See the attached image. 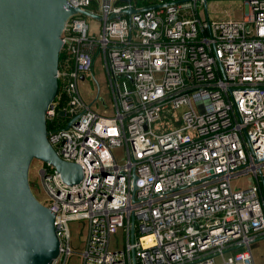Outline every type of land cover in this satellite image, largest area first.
<instances>
[{
  "label": "built area",
  "instance_id": "obj_1",
  "mask_svg": "<svg viewBox=\"0 0 264 264\" xmlns=\"http://www.w3.org/2000/svg\"><path fill=\"white\" fill-rule=\"evenodd\" d=\"M66 2L97 18L66 21L46 113L51 146L82 171L69 186L51 166L38 169L59 241L52 264L74 256L76 221L86 226L80 264H133L132 255L136 264H256L250 246L264 241V0H243L241 19L220 21L209 19L207 0ZM98 59L110 116L78 90ZM165 120L169 127L155 133ZM241 179L247 186L232 185Z\"/></svg>",
  "mask_w": 264,
  "mask_h": 264
},
{
  "label": "water",
  "instance_id": "obj_2",
  "mask_svg": "<svg viewBox=\"0 0 264 264\" xmlns=\"http://www.w3.org/2000/svg\"><path fill=\"white\" fill-rule=\"evenodd\" d=\"M75 14L97 18L66 0H0V264H52L58 256L54 213L32 193L31 162L51 166L66 185L82 179L51 146L46 120L58 92L61 34Z\"/></svg>",
  "mask_w": 264,
  "mask_h": 264
},
{
  "label": "rangeland",
  "instance_id": "obj_3",
  "mask_svg": "<svg viewBox=\"0 0 264 264\" xmlns=\"http://www.w3.org/2000/svg\"><path fill=\"white\" fill-rule=\"evenodd\" d=\"M245 6L243 0H207V13L210 20H239L245 14ZM201 14L205 16L202 8ZM89 19V18H88ZM89 24L93 27L98 26L99 22L96 20H88ZM94 77V78H93ZM78 90L83 101L91 106V109L102 116H110L112 112V97L107 84L105 72L102 69L101 60H95L92 73L85 76L83 81L78 82ZM163 128L166 130L169 127L167 120L164 122H156L152 125V130L155 133L156 128ZM114 157L118 163L124 161V154L122 149L113 150ZM41 166L39 161H32L29 167V184L35 198L44 203L46 195L44 193L41 178L38 174V169ZM233 186H247L244 179L232 182ZM70 237L73 249L75 250L74 256L68 264H80L77 252L82 251L83 242L86 237V226L81 222H72L69 224ZM251 253L256 264H264V241L259 240L254 242L251 246Z\"/></svg>",
  "mask_w": 264,
  "mask_h": 264
},
{
  "label": "trees",
  "instance_id": "obj_4",
  "mask_svg": "<svg viewBox=\"0 0 264 264\" xmlns=\"http://www.w3.org/2000/svg\"><path fill=\"white\" fill-rule=\"evenodd\" d=\"M137 4L141 5V4H144V3L137 1ZM50 128H51L50 123H47V131H49Z\"/></svg>",
  "mask_w": 264,
  "mask_h": 264
}]
</instances>
